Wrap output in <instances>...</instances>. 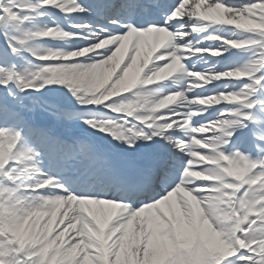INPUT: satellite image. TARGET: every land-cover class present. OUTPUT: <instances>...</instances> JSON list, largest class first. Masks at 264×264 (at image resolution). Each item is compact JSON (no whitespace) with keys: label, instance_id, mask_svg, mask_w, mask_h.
<instances>
[{"label":"snow or ice","instance_id":"1","mask_svg":"<svg viewBox=\"0 0 264 264\" xmlns=\"http://www.w3.org/2000/svg\"><path fill=\"white\" fill-rule=\"evenodd\" d=\"M0 264H264V0H0Z\"/></svg>","mask_w":264,"mask_h":264}]
</instances>
